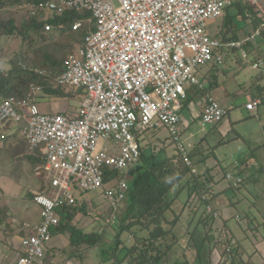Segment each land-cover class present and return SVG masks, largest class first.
<instances>
[{
	"label": "built area",
	"instance_id": "built-area-1",
	"mask_svg": "<svg viewBox=\"0 0 264 264\" xmlns=\"http://www.w3.org/2000/svg\"><path fill=\"white\" fill-rule=\"evenodd\" d=\"M235 1L45 0L21 5L32 15H43L46 32L55 28L49 19L69 10L80 14L72 30L85 29L83 42L77 52L67 55L64 69L53 75L64 87L83 89L85 97L76 113L44 112L38 100L43 87L31 83L24 98L10 96L0 101V121L23 124L27 148L40 153L50 179L48 189L33 194L40 206V219L21 222L13 218L22 233V251L14 264H42L53 230L62 222L60 209L78 205L77 190L104 188L106 171L122 173L139 162V132L167 127L179 155L191 165L179 124L189 98L187 89L204 88L199 68L212 62L222 64L228 50H239L254 68L263 65L262 60L249 59L247 45L261 33L264 22L241 40L224 41L208 31V22L222 16ZM31 70L45 77L52 75L45 68ZM260 102L254 99L246 108L256 112ZM226 114L220 102L210 96L202 104L200 120L203 125H214ZM5 137L1 133L0 141ZM102 141L106 144L101 145ZM226 178L235 186L243 181L232 173ZM128 189L125 178L104 189L112 210L111 223L116 222ZM202 199L208 196L202 195ZM206 208L217 217L211 204Z\"/></svg>",
	"mask_w": 264,
	"mask_h": 264
},
{
	"label": "rangeland",
	"instance_id": "rangeland-1",
	"mask_svg": "<svg viewBox=\"0 0 264 264\" xmlns=\"http://www.w3.org/2000/svg\"><path fill=\"white\" fill-rule=\"evenodd\" d=\"M27 1L32 0H0V21L13 18L17 27H23L26 23L27 9L22 8L21 5ZM41 17L43 15H40ZM81 30L85 31V29ZM54 34L55 38L50 40L51 44L44 50L49 49L54 52L56 58L65 57L66 54L71 53V50L77 52L81 39L78 42L70 43V34L61 29L55 30ZM40 41V39L35 40L36 43H41ZM36 48L37 45L23 41L18 36L1 34L0 71L6 72L14 67L11 63L15 62L22 54L27 56L26 61L32 62L37 58L34 53ZM40 51H42L41 47H39L38 53ZM252 57L253 55L249 54L251 61L254 59ZM237 59H239V63L233 64L232 62H236ZM213 64L199 68L200 78L204 88H206L192 86L187 89L190 103L183 104V109H187L186 113L189 111L193 115H197L202 109L200 107L201 101L205 97L211 96L219 101L223 108H228L227 115L214 125H203L200 117L191 121L182 119L179 124V134L185 140L189 150L188 155L192 161L190 166L196 174H199L201 181L210 185L211 190L208 192L209 194L205 195L208 196V199L213 196L209 203L218 213L214 221V230L209 234V237L213 239L210 246L218 244V248L213 249L211 253L209 252L210 248L205 249L204 255L206 259L209 257L211 264H264V260L260 262L254 259L250 260L247 255V252L249 254L254 253L256 240L258 242L264 241L262 239L264 225H259L264 222V96L261 95L263 103L259 107V114L248 112L246 109V104L252 96H259L260 91H263L260 90L259 86L264 85V76H262L264 68L262 66L254 68L252 64L247 63L239 50L226 51L223 63L211 69ZM211 80L214 83L217 82L212 88L209 87ZM67 90L73 91L74 89L67 88ZM82 99V94L73 98L45 97L41 98L39 103L44 112L66 113L69 111L76 113ZM227 121L230 122V126L227 125ZM22 125L21 122L15 120L0 121V132L7 136L0 141V183L7 180L8 176L16 179L15 188L18 187L20 177H23L22 181H26L25 186L23 185L25 190L20 196H16L15 191H11L9 186L5 193L0 188V217L5 218L6 221L17 216L23 208H27L23 205V200L32 203L34 191H43L42 188H45L43 183L38 181L39 176H36L33 170V166L37 163L25 159L28 157L27 152L29 150L25 146L27 145L25 141L21 139ZM138 135L142 141V146H146V148L152 146L156 150L165 148L167 155L179 154L176 144L172 141L171 131L165 126L139 132ZM105 144L104 141L101 142V145ZM195 149L196 151H194ZM29 162L33 169L29 166ZM138 165L139 162L127 167L122 173H114L111 177L109 176L110 181L106 183L104 188L91 191L77 190L76 194L79 196L77 206L85 204L86 210L85 213L77 211L73 219L74 224L79 229L89 233L105 230L106 235L102 242L91 249H86L85 244L81 245V248L85 249L84 253L76 255L75 259L71 258V264H108L105 261L103 250L112 247V234L115 233V230L110 222L112 210L104 195V189L117 180L120 174H124L126 180L133 179ZM29 168L32 169L31 172ZM24 172L28 173V181L24 179ZM229 173H232L235 178H242L243 181L237 186L233 185V182L226 178ZM30 175L31 177H29ZM36 178H38V184H35ZM46 180H48L47 184L49 185V176ZM187 198L188 191L181 192L174 202V209L169 212L170 219L176 218L177 214L181 213L175 227L179 241L170 254L172 261L185 260L186 257L194 260L196 255L195 246L192 248L188 240L199 223L198 217L201 210L204 209V204L199 213L195 212L187 206ZM127 203L128 200L125 198L119 206L120 212ZM193 204H195V200ZM29 209L31 208L28 207V211ZM224 222L231 235L242 242L243 249L239 250L235 259L224 256L221 261V253L224 248L222 243L228 239L226 228L223 226ZM10 224L12 223H4L3 225L9 229ZM208 226L209 224L204 230H207ZM202 231L203 226L200 224L199 241L205 238ZM50 243L57 246L52 247V253L53 251L56 252L51 255L52 261L64 260L62 257H67L66 254L69 251L72 253L79 252L75 247L69 246V231L54 236ZM192 243L194 244L193 241ZM187 245H189L188 248ZM19 251H22V248L17 252L19 253ZM46 256L47 253L42 264H48Z\"/></svg>",
	"mask_w": 264,
	"mask_h": 264
},
{
	"label": "trees",
	"instance_id": "trees-1",
	"mask_svg": "<svg viewBox=\"0 0 264 264\" xmlns=\"http://www.w3.org/2000/svg\"><path fill=\"white\" fill-rule=\"evenodd\" d=\"M32 1L40 2L45 0ZM253 12L256 13L254 10ZM79 17L80 14L71 10L57 15L49 19L55 26L54 30L49 32L44 31L45 20H42L40 15L35 16L30 14L29 11H27L26 23L23 27H17L13 18L0 21V35H15L23 39V41H29L31 44L37 45V48L34 50L37 56L35 60L28 62L26 61L27 56L22 54L15 62L11 63L14 67L6 72L0 71V101L10 96L19 99L24 98L31 83L41 84L43 87L38 100L45 97L73 98L78 94H82V98L84 99L85 91L83 89L68 91L67 87L55 81L53 73L56 71L61 72L64 69L65 59L68 54L65 57L56 58L54 52L49 49L44 50L51 44L50 40L55 38V30L59 29L67 31L70 34V43L78 42L81 39L79 42L82 44L85 31L81 29L72 30V23ZM59 25H62V27L59 28ZM261 34L264 35V28L261 30ZM226 35H228L227 32L221 39L230 38ZM37 39H40L41 43L37 42L39 43L37 44L35 42ZM39 47L42 48V51L38 53ZM71 52L73 51L71 50ZM212 64L211 69L219 65L217 62H212L209 65ZM31 67L49 69L52 71V75L45 77L32 71ZM211 81L210 88L217 83H214L213 80ZM262 88L264 91V86ZM262 95L264 96V92ZM189 103L190 99L188 98L184 102V105ZM114 173L119 172L106 171V183L110 181V177ZM119 178H125V175L120 174ZM127 182L129 184L126 197L128 203L121 212H118L115 224L112 223V227L115 230V233L112 234V247L103 250V255L106 258L105 261L108 264H211L209 257L205 258L204 252L205 249L208 250L210 248L209 252L211 253L213 249L218 248V244L210 246L213 239L209 237L211 231L213 232L214 230V221L217 217L205 207V205L210 204L209 202L213 196L209 197V199H202V195L207 194L211 188L205 181H201L199 174H196L193 168L186 164L179 154L167 155L165 148L156 150L153 146L151 148L142 146L136 175L133 179H128ZM185 190L188 191L186 204L192 210L199 213L201 206L204 204V209L201 210L198 217L199 223L192 231L191 238L188 240L192 248L195 246L196 255L194 260L186 257L185 260L172 261L170 254L176 248L175 246L179 241L175 227L178 219L181 217V213H176V218L170 219L169 212L174 209L173 205L179 194ZM196 196L198 199L195 198ZM194 200L195 204H193ZM85 210V204L82 206H63L60 209V212L63 214L62 222L54 228L53 236L69 231V246H73L76 250H79V252L75 253L67 252V257H62L64 260L60 261L61 263L70 264L71 258L75 259L76 255L84 253L85 249L81 248V245L85 244L86 249H91L98 245L99 242H102L106 235L105 230L89 233L79 229L74 224L73 219L77 211L85 213ZM2 219L6 221L5 218ZM200 224L203 226L202 232L205 235L202 241L198 240ZM207 224H209L208 231L204 230ZM223 224L224 228H226L228 239L225 243H222L224 248L221 253V261L224 256L235 259V255L239 253L240 249H243L242 242L231 235L225 222ZM259 225H264V222ZM262 239L264 240V234L262 235ZM189 245H187V248ZM50 249L47 250L46 261L48 264L57 263V261L51 260V255H54L56 252L53 251L52 253ZM254 253L249 254L250 260Z\"/></svg>",
	"mask_w": 264,
	"mask_h": 264
},
{
	"label": "crops",
	"instance_id": "crops-1",
	"mask_svg": "<svg viewBox=\"0 0 264 264\" xmlns=\"http://www.w3.org/2000/svg\"><path fill=\"white\" fill-rule=\"evenodd\" d=\"M238 1H241V2H238ZM238 1H235V4L233 6L226 8V10L222 16H220L216 19H212L208 22L207 28H208V31L210 32V34L212 36L218 37L221 39L223 37V35L227 32L228 35H226V36H228L230 38L224 39V41L241 40V39H244L248 35L254 34L257 30L260 29L262 22H264V0H257L256 4H252L249 2H243L242 0H238ZM246 3H248V4H246ZM253 10L256 13H254ZM254 20H256V22H254ZM263 47H264V35L261 33L256 36L254 41L250 42L247 45V49L249 51V54L253 55V57H252V58H254L253 61L262 60V62H263L262 67L264 68V48ZM238 60L239 59H237L236 62H232V63L238 64L239 63ZM262 73H263L262 76H264V69H263ZM262 86H264V85L259 86L260 90H263ZM260 92L261 93L259 96H256V95L252 96V98L248 102H250L254 99H259V100H261L260 105H262L263 100H262L261 95L264 91H260ZM205 100H206V97L204 98V100L201 101L200 107H202L201 104L204 103ZM260 105H259V107H260ZM259 107H258L257 111L253 112V113L259 114ZM186 110L187 109H183V107H182L181 118L184 119V121L185 120L191 121L192 119H195L196 117L199 118L200 114H201L200 111H202V109H201V110H199V114L193 115L189 111L186 113ZM226 110L228 113V108H226ZM248 112H252V111L248 110ZM5 122H7V121H5ZM227 125L230 126L229 121H227ZM1 133L2 132H0V134ZM20 133H21L20 134L21 139L24 140L26 143V140H25L24 136L22 135V132H20ZM25 146H27V145H25ZM27 156L28 157H25V159H29V160H32L34 163H37L35 166H33L34 169L32 168V166H31L32 164L30 162H29V166L35 171L36 176H39L38 181L40 183H43V186H45V188L43 187L42 189H48L49 188V185L47 184L48 180H46L47 177L45 176V172L43 169L44 168V161H43L40 153L39 152L33 153V152L29 151V152H27ZM31 168H29L30 172L32 170ZM23 175H24V179H26L28 181V179H27L28 173L26 174V172H24ZM40 176H45L46 178L40 177ZM29 177H31V175ZM37 179L38 178H36V180H35V184H38ZM15 180L16 179L14 177L8 176L7 180H3L0 183L1 190L5 193L6 190L8 191L7 187L9 186L11 188V191L12 190L15 191L16 196L22 195L24 190H25L24 189L25 188L24 183L26 181L25 182L22 181L23 177H20L19 178L20 182L18 184V187L15 188V186L17 184V182H15ZM32 201H33L32 203H29L27 200H23L22 203L27 208H23L22 210H20V212L17 214V216H15L13 218H16L18 221H21V222L22 221L37 222L40 219V206L38 204H36L34 202V200H32ZM28 207L31 208V209H29V211H28ZM2 218L3 217H0V239H1V242H0V264H14L16 258L18 257V255L21 252V251H19V253L17 252L21 248L20 237H21L22 233L19 232L20 224L14 223L13 218H11L8 221L3 220ZM4 223H12V224H10V227L8 229V228H6V226L3 225ZM256 239H258V238H256ZM55 246L56 245L49 243L47 250L50 248H51L50 250H52V247H55ZM254 252L255 253L251 259H254L257 262L264 260V241L258 242L256 240V242H254ZM247 255L249 256L248 252H247ZM70 264H71V262H70Z\"/></svg>",
	"mask_w": 264,
	"mask_h": 264
}]
</instances>
